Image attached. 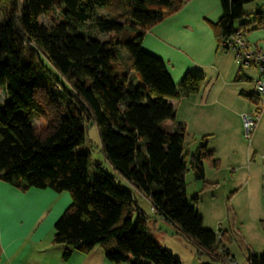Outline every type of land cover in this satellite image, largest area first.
<instances>
[{
    "label": "trees",
    "instance_id": "trees-1",
    "mask_svg": "<svg viewBox=\"0 0 264 264\" xmlns=\"http://www.w3.org/2000/svg\"><path fill=\"white\" fill-rule=\"evenodd\" d=\"M112 1L0 0L8 4L0 11V93L6 96L0 103V181L21 191L69 193L71 204L52 239L66 247L63 260L101 246L114 264H181L153 241L144 221L137 217L133 225L137 208L130 190L100 169L89 181L91 159L79 149L85 122H93L106 161L150 200L156 216L196 256L230 263L234 259L218 235L203 228L186 193L188 171L204 181V164L218 170L220 163L206 138L187 160L184 126L166 131L175 121V104L201 92L205 79L188 74L175 86L162 61L141 49L145 33L189 0H127V10L108 19ZM218 1L222 17L214 31L222 50H229L225 44L233 38L244 40L251 26L264 25V13L246 20L243 8L255 0ZM53 14L58 21L39 24L41 16ZM93 32L107 39H93ZM236 80L250 81L242 72ZM57 84L62 93L53 91ZM248 263L264 264V254L250 256Z\"/></svg>",
    "mask_w": 264,
    "mask_h": 264
},
{
    "label": "crops",
    "instance_id": "crops-1",
    "mask_svg": "<svg viewBox=\"0 0 264 264\" xmlns=\"http://www.w3.org/2000/svg\"><path fill=\"white\" fill-rule=\"evenodd\" d=\"M261 9L264 11V5ZM255 14L257 12H249L247 15L250 17L246 20L251 22ZM221 17L222 9L218 0H189L179 12L149 29L141 43L144 52L162 61L175 86L188 74L200 75L208 79L212 86L226 74L227 78L222 79L224 87L218 89L212 102V88L208 89L207 86L198 94L183 98L175 104L177 123L174 127L173 122L172 130L183 125L187 133L189 121L186 119H192L194 127L188 131L191 137L206 138L207 149L213 152L219 163L221 151L235 154L236 141L242 140L240 116L252 109L243 99L245 97L250 100V94L241 87V82L248 80H236L238 72L246 76L245 72L240 68L236 70L232 56L218 45L214 27ZM240 23L237 22L235 26ZM252 28L244 36L245 43L264 52V25L255 30ZM251 71L255 79L256 71ZM210 103H218L223 110H207L208 107L212 109ZM252 103L255 108V102ZM231 115L238 120L236 123L229 120ZM204 119L209 121L204 122ZM212 119L215 125L209 124ZM209 137L213 141L217 140V143L211 146L212 139ZM250 139L252 144L248 146L250 151L248 149L247 165L244 168L247 170V182L251 179V172L255 179L264 181V109H261ZM116 174L125 180L118 172ZM147 200L151 205L150 200ZM69 202L68 195L64 193L49 189L21 191L0 181V264H114L105 258L101 246H96L88 253L74 252L68 260L62 259L66 247L54 244L52 239L54 225ZM136 208L134 212L137 217L146 222L137 204Z\"/></svg>",
    "mask_w": 264,
    "mask_h": 264
},
{
    "label": "rangeland",
    "instance_id": "rangeland-1",
    "mask_svg": "<svg viewBox=\"0 0 264 264\" xmlns=\"http://www.w3.org/2000/svg\"><path fill=\"white\" fill-rule=\"evenodd\" d=\"M262 5H264V0H257L256 2L245 5L243 9L246 14L249 12L253 14L255 12L261 13L264 12L261 9ZM7 8V3H0L1 12H5ZM127 8V0H113L107 9V18L111 19L117 17L123 14ZM58 19V14H53L52 17L41 16L39 18V24L46 26L50 21H58ZM91 34V37L98 41L107 39L106 36H102L98 33L93 32ZM226 53L231 55L233 61H235V56L231 50H227ZM41 59L43 65L53 73L46 60L43 57H41ZM120 59L121 66L126 68L128 66L126 56L121 55ZM235 63L236 62H234V65L237 70L239 66ZM240 70L245 72L244 74L251 79L250 81H242L241 87L246 93L252 96L254 91V74L251 69L242 68ZM225 75L226 74L220 77L213 86L211 85L212 83H208V79L205 80V87L208 86V89L212 88L210 102L215 99L216 93L219 92L218 89L224 87V81L222 79L227 78ZM53 91L62 93V86L59 84L55 85ZM243 99L248 103L247 105L249 107L252 109L254 108L252 103L254 99L250 98L249 100L245 99V97H243ZM5 102L6 96L0 93V103L3 104ZM259 103L260 107H262V105H264V99H261ZM210 105H212V109L208 107L207 110H223L222 106L218 103H210ZM252 109L240 116L242 123L241 139L244 142L240 139L236 141L235 154H230L228 151H221L220 154L222 158L218 170L211 168L208 164H204L206 177L204 181H196L191 171L185 174L186 193L190 206L196 208L200 212L203 228L218 235L219 241L222 242L221 246H223L234 259L232 262L230 261V263H224L217 258L213 259L205 255L196 256L193 249L185 243L180 235L176 234L174 227L169 222L156 217L148 200L137 191L132 190L127 180L119 178L115 170L106 161L97 127L93 122H85V145L83 148L79 149L81 152H87L91 159L89 181L92 182L98 177L99 173L97 169H100L102 172L115 178L123 188L130 190L133 200L136 202L145 218L146 230L150 237L158 246L178 259L181 264H249L248 258L250 256H260L264 254V181L255 179L251 172L250 182H247V170L244 169L247 165L246 154L249 149L248 146L252 144V139L247 140L244 137L245 131L242 117L243 115L250 114ZM186 120L189 121V130L193 129L194 125L192 124V119ZM229 120H233V123L238 121L234 119L232 115ZM206 121H209V119H204V122ZM176 123L175 121L174 127ZM209 124L215 125L213 119ZM38 125L37 121L34 122L35 127H38ZM169 125L170 126L166 128L168 132L173 130V123ZM189 130H187L185 136L187 160L196 152L202 140L201 138H204L202 136L191 137ZM213 143H217V140L213 141L212 139L210 143L211 146ZM63 193L68 195L70 199L67 205L68 207L71 204V197L69 193ZM194 198H197L196 202L193 201ZM136 220L137 214L134 212L133 225L136 223ZM220 248L219 246L217 252H220Z\"/></svg>",
    "mask_w": 264,
    "mask_h": 264
},
{
    "label": "built area",
    "instance_id": "built-area-1",
    "mask_svg": "<svg viewBox=\"0 0 264 264\" xmlns=\"http://www.w3.org/2000/svg\"><path fill=\"white\" fill-rule=\"evenodd\" d=\"M225 46L233 52L235 62L241 69H254L256 71L252 95L256 107L250 114L243 115L242 117L245 131L244 137L249 140L256 127L261 109H264V105L262 107L259 105L261 99H264V52L249 47L241 38H233Z\"/></svg>",
    "mask_w": 264,
    "mask_h": 264
}]
</instances>
